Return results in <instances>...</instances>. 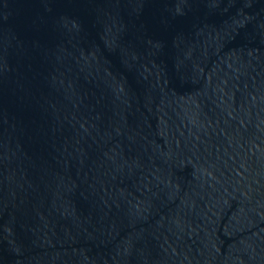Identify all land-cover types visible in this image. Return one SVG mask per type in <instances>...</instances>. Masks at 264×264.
<instances>
[{"label": "water", "instance_id": "obj_1", "mask_svg": "<svg viewBox=\"0 0 264 264\" xmlns=\"http://www.w3.org/2000/svg\"><path fill=\"white\" fill-rule=\"evenodd\" d=\"M0 264H264V0H0Z\"/></svg>", "mask_w": 264, "mask_h": 264}]
</instances>
